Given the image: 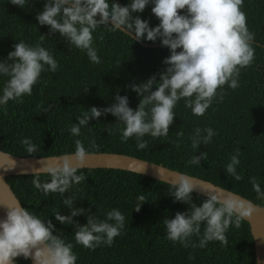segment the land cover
Masks as SVG:
<instances>
[{
  "label": "trees",
  "instance_id": "trees-1",
  "mask_svg": "<svg viewBox=\"0 0 264 264\" xmlns=\"http://www.w3.org/2000/svg\"><path fill=\"white\" fill-rule=\"evenodd\" d=\"M44 2L28 0L20 7L10 0H0V59L6 57L16 40L36 44L44 33L43 46L50 49L58 61L56 72L41 73L30 96H24L21 102L10 100L0 108V150L21 157H46L72 153L75 139H80L85 148H89L94 140L96 147L89 153L132 155L211 181L257 205H264V198L257 197L249 180V177H256L264 191V0H243L241 5L248 30L254 34V59L240 70L238 87L232 89L225 84L223 99L219 102L214 99L202 116L192 115L180 100L174 108L176 116L169 126L168 136H145L143 139L148 145L139 150L133 138L121 142L119 129L123 125L115 122L116 117L110 113L90 119L88 126L81 128L79 137L72 136L68 128L88 107L113 103L118 89L120 95L127 94L129 106L135 108L139 97L128 85L163 70L162 60L169 55L168 48L144 47L121 31H109L100 26L93 33L100 63H91L86 53L68 46L59 33L48 35V26L37 23L36 14ZM118 3L127 4L128 0H118ZM151 7L149 4L133 15H139L147 19L150 26H155L159 20L151 13ZM141 40L160 42L159 39L155 42ZM197 126H211L216 135L209 144H201L193 150L189 136ZM177 131H182L183 135L177 136ZM24 137L36 144L35 153H26L20 143ZM236 148L240 149V164L236 167L242 177L239 181L227 175L223 167ZM200 152H206L205 160L201 159L199 165L187 163L192 155ZM79 172H83L86 179L64 194L72 196L74 193L75 206L86 211L74 217V221L86 223L87 213L102 219L112 208H118L125 215V227L110 246L88 249L75 244L72 233L75 225L61 224L53 218V211L61 214L69 211L61 203L63 197L60 194L49 193L45 197L32 187V174L6 177L23 207L51 219L54 231L66 242L73 243L76 264H256L254 239L246 220L241 219L238 228L230 224L225 233L226 244L210 241L204 248L183 247L179 242L165 238L163 219L189 207L186 203L173 202L168 193L172 190L171 184L120 169L83 168L78 169ZM40 179H47L46 174H40ZM139 195L146 200L138 201ZM205 198L192 192V201L197 205ZM140 203L139 210H135ZM197 239L192 237L194 242ZM17 261L18 264H31L29 259L22 257Z\"/></svg>",
  "mask_w": 264,
  "mask_h": 264
},
{
  "label": "clouds",
  "instance_id": "clouds-1",
  "mask_svg": "<svg viewBox=\"0 0 264 264\" xmlns=\"http://www.w3.org/2000/svg\"><path fill=\"white\" fill-rule=\"evenodd\" d=\"M10 2L24 7L28 0ZM242 3L243 0H128L127 4L121 5L118 0H45L36 14L37 23L48 26V35L59 33L68 46L86 53L91 63H100L93 42V33L100 26L109 31H121L137 41L155 42L159 39L160 44L169 50V55L162 60L163 70L128 85L139 97L135 108L129 106L127 94L120 95L118 89L113 103L88 107L76 117V123L71 124L68 132L79 137L81 128L88 126L90 119L110 113L116 117L115 122L123 125L119 129L121 142L133 138L139 150L148 145L143 139L145 136H168L169 126L176 116L174 108L180 100L192 115H204L214 99L217 102L223 99L225 84L232 89L238 87L240 70L254 59V34L246 25ZM149 4L152 5L151 13L159 20L155 26H150L147 19L133 15L142 12ZM45 35L41 33L36 44L16 40L6 57L0 59V108L10 100L21 102L24 96H30L42 72L57 71L58 61L51 50L43 46ZM108 134H111L109 129ZM176 135L181 136L183 132L177 131ZM214 135L216 132L211 126L195 127L189 136L191 148L196 150L201 144H209ZM20 143L27 154L37 151L36 144L28 137L22 138ZM95 147L94 140L89 148H85L80 139H75L72 153L58 162L41 165L47 179H40L41 171L38 170L32 173L31 181L32 187L45 197L49 193L63 197L61 203L69 211L67 214L53 211V218L61 224H74L75 244L88 249L110 246L125 227V215L118 208L106 211L102 219L94 213H87L86 223L74 221V217L86 211L75 206L74 193L64 196L66 191L86 179L83 172L78 174V169L84 166L90 149ZM239 155L240 149H234L223 166L225 173L237 181L242 178L236 171L240 164ZM201 159H206V152L192 155L187 163L199 165ZM13 167L15 160L10 159L9 167L5 169ZM249 180L257 197L264 198L257 178L249 177ZM171 189L168 193L173 202L186 203L189 207L163 219L165 238L173 243L179 242L183 247L204 248L210 241L226 244L225 233L230 224L238 228L241 219L254 211L251 202L242 201L231 193L223 196L210 194L197 205L192 201L196 185L192 177L183 173ZM136 199L146 200L143 195ZM141 204L134 209L138 211ZM3 206L0 264H18L17 258L20 257H31V264H76L73 243L66 242L54 231L51 219L40 217L18 201ZM193 236L198 238L197 241H192Z\"/></svg>",
  "mask_w": 264,
  "mask_h": 264
},
{
  "label": "water",
  "instance_id": "water-1",
  "mask_svg": "<svg viewBox=\"0 0 264 264\" xmlns=\"http://www.w3.org/2000/svg\"><path fill=\"white\" fill-rule=\"evenodd\" d=\"M138 42L144 47L162 46L160 42L146 43L142 40H139ZM68 154L70 153L46 157H21L0 150V178H2V180H0V218L5 215V207L3 205H11L16 201L20 202L6 181V177L13 175H31L34 171L38 170L41 171L40 174H42L44 172L41 165L46 162H58L62 157ZM10 159L15 160V167L6 170L5 168L9 167ZM83 168L120 169L145 175L171 185L178 181L179 175L182 173L162 164L150 162L132 155L111 152L89 153L86 156L84 166L79 169ZM183 174L192 177L193 182L196 185V189L193 191L195 193L205 197L210 194L223 196L227 193H231L242 201L251 202L254 206V211L250 216L244 217L243 219L249 223L250 231L254 239L256 264H264V205H257L250 199L225 189L211 181L186 173ZM29 261L31 262V257H29Z\"/></svg>",
  "mask_w": 264,
  "mask_h": 264
}]
</instances>
